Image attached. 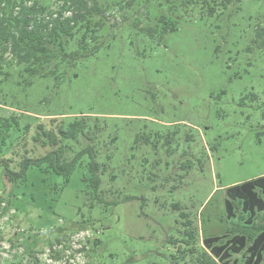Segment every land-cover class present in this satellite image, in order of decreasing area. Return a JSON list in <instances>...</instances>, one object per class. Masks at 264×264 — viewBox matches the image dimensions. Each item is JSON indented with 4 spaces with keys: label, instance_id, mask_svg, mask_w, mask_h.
I'll list each match as a JSON object with an SVG mask.
<instances>
[{
    "label": "rangeland",
    "instance_id": "374dc122",
    "mask_svg": "<svg viewBox=\"0 0 264 264\" xmlns=\"http://www.w3.org/2000/svg\"><path fill=\"white\" fill-rule=\"evenodd\" d=\"M98 1L110 8L97 51L44 77L15 68L0 115L28 123L32 143L38 124L86 117L109 171L93 194L82 165L65 184L31 166L15 185L0 165V264H192L186 240L232 228L225 189L264 176V0L213 16L181 0Z\"/></svg>",
    "mask_w": 264,
    "mask_h": 264
},
{
    "label": "trees",
    "instance_id": "16d2710c",
    "mask_svg": "<svg viewBox=\"0 0 264 264\" xmlns=\"http://www.w3.org/2000/svg\"><path fill=\"white\" fill-rule=\"evenodd\" d=\"M53 1L57 4L55 10L42 0H0V83L15 68L29 78L44 77L56 74L63 65L73 67L97 51V46L89 44L95 39L94 32L106 25L110 7L98 0ZM125 1L122 7L133 6V0ZM240 1L181 0L179 6L184 10L198 8L201 13L213 16ZM158 21L164 24L165 31L176 28L173 23L167 25L165 17ZM155 31L152 27L146 29L150 35ZM255 34V40L264 48V22L255 29ZM73 44L76 48L67 50ZM35 129L32 143L28 123L15 113L0 115V156H3L0 165L8 183L15 185L18 180H25L27 169L36 166L46 174L62 177L65 184L82 165L85 173L81 181L89 192H100L102 177L109 171L101 154L106 160L111 154L100 149V136L88 125L86 117H77L69 123L58 122L51 129L38 124ZM19 156L21 161L16 163L13 157ZM10 164L19 166V170ZM108 175L112 180L116 178L111 172ZM225 194V219L232 221L231 230L203 237L201 244L196 232L197 244L189 245L190 239L186 240L181 258L187 262L190 256L192 264H264V176L229 186Z\"/></svg>",
    "mask_w": 264,
    "mask_h": 264
}]
</instances>
